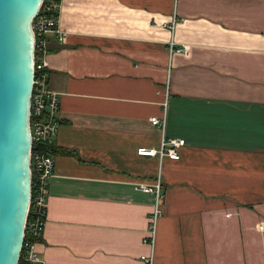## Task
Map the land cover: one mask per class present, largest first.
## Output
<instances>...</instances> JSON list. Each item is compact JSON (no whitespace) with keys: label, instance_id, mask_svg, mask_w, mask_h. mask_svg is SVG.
I'll return each mask as SVG.
<instances>
[{"label":"crops","instance_id":"crops-1","mask_svg":"<svg viewBox=\"0 0 264 264\" xmlns=\"http://www.w3.org/2000/svg\"><path fill=\"white\" fill-rule=\"evenodd\" d=\"M59 27L42 264H264V0H61ZM164 103L178 160L137 154ZM159 174L152 249L136 185Z\"/></svg>","mask_w":264,"mask_h":264},{"label":"water","instance_id":"water-1","mask_svg":"<svg viewBox=\"0 0 264 264\" xmlns=\"http://www.w3.org/2000/svg\"><path fill=\"white\" fill-rule=\"evenodd\" d=\"M43 0H0V264H18L30 197L32 21Z\"/></svg>","mask_w":264,"mask_h":264},{"label":"built area","instance_id":"built-area-1","mask_svg":"<svg viewBox=\"0 0 264 264\" xmlns=\"http://www.w3.org/2000/svg\"><path fill=\"white\" fill-rule=\"evenodd\" d=\"M44 1L32 21V31L34 34V52L41 53V57L35 62V71L38 74L33 78L32 91L29 103V130L31 137L30 151V197L29 205L25 221V235L30 237H42L43 227L46 218V201L47 186L54 174V157L52 154L42 150H35L38 145L52 146L58 123L56 114L59 111V101L56 93L48 87L49 74L46 70L43 60L45 48V36L48 33L58 34L62 37L65 34L59 27V3L53 0ZM169 53L178 52L187 54L188 50L184 48H176L173 40L168 43ZM150 123L157 127L160 131V143L158 148L140 147L137 154L140 156L153 157L159 159L168 157L172 160H178V150L184 146L183 139H170L165 135L166 131V103L163 104L162 115L160 117H150ZM136 188L144 193L150 194L154 198V204L147 219V231L145 241L152 247L155 243L156 228L159 218L162 215L161 204L164 198L163 187L160 174L151 182H141ZM35 243H23L24 250L21 251L19 260L20 264H42L41 258L35 251ZM22 247V248H23ZM153 251L149 255L143 257L144 264H153ZM19 264V262H18Z\"/></svg>","mask_w":264,"mask_h":264},{"label":"trees","instance_id":"trees-1","mask_svg":"<svg viewBox=\"0 0 264 264\" xmlns=\"http://www.w3.org/2000/svg\"><path fill=\"white\" fill-rule=\"evenodd\" d=\"M53 2L55 3H59V0H53ZM47 4V0L44 1V6ZM41 53H38L37 51L34 52V60L35 62L38 60L39 57H41ZM38 74V71H35V75ZM35 150H42L44 152H47V153H53V150H52V146L50 145H46V144H43V145H38L36 147H34ZM42 239V237H30L28 235H25L24 237V243L26 242H30V243H38L40 242ZM24 250V247L22 248V251ZM21 263V259L19 260V264Z\"/></svg>","mask_w":264,"mask_h":264}]
</instances>
